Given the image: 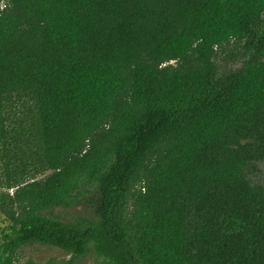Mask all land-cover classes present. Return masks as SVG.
Returning a JSON list of instances; mask_svg holds the SVG:
<instances>
[{
    "label": "trees",
    "instance_id": "obj_1",
    "mask_svg": "<svg viewBox=\"0 0 264 264\" xmlns=\"http://www.w3.org/2000/svg\"><path fill=\"white\" fill-rule=\"evenodd\" d=\"M232 42L247 58L220 72ZM23 90L36 123L13 156L51 172L9 183L0 164V264L35 240L103 264H264V0H0V142ZM91 189L96 218L53 214Z\"/></svg>",
    "mask_w": 264,
    "mask_h": 264
},
{
    "label": "rangeland",
    "instance_id": "obj_2",
    "mask_svg": "<svg viewBox=\"0 0 264 264\" xmlns=\"http://www.w3.org/2000/svg\"><path fill=\"white\" fill-rule=\"evenodd\" d=\"M245 58H247V53L244 43L232 42L217 50L215 62L220 72H227L242 66ZM9 100L13 104H6L2 117L10 132L0 142V164L12 167L11 170L17 169V171L14 173L11 170L7 172L11 174L7 180L9 183L15 181L20 183L43 177L50 173L51 169H45L42 158L39 154L36 156L34 148L32 152L28 149L22 158L19 157L17 159L18 157L13 156V150L16 148L15 144L18 143L19 146L23 147L21 140L12 137L13 131L15 129H23V122H25V127L29 123L33 126L36 123L34 92L32 90H23L9 97ZM19 125L20 128H18ZM6 141L9 143L8 149L3 147V143H6ZM20 153L23 154L21 151ZM259 167V170L255 173L256 178L264 180V163L260 164ZM6 176L5 174L0 175V237L7 225L15 218L14 207L10 204L7 197L8 193H13V189L7 186ZM82 194L76 198L72 206L57 207L53 210V214L64 221H73L79 217L96 218V203L99 201L97 191L91 189L89 192H82ZM2 256L6 258L4 255ZM104 259L95 251L93 246L87 254L75 256L58 246L35 240L22 245L11 261L13 264H103Z\"/></svg>",
    "mask_w": 264,
    "mask_h": 264
}]
</instances>
